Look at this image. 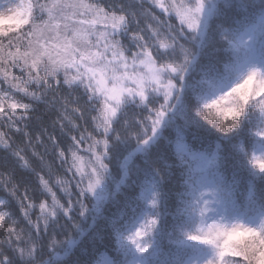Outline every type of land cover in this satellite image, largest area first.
Listing matches in <instances>:
<instances>
[{
    "label": "snow or ice",
    "instance_id": "snow-or-ice-1",
    "mask_svg": "<svg viewBox=\"0 0 264 264\" xmlns=\"http://www.w3.org/2000/svg\"><path fill=\"white\" fill-rule=\"evenodd\" d=\"M0 264H264V0H0Z\"/></svg>",
    "mask_w": 264,
    "mask_h": 264
},
{
    "label": "trees",
    "instance_id": "trees-1",
    "mask_svg": "<svg viewBox=\"0 0 264 264\" xmlns=\"http://www.w3.org/2000/svg\"><path fill=\"white\" fill-rule=\"evenodd\" d=\"M173 23H176L178 24V21H173ZM82 155H85V153H81ZM63 179H65V181L67 182L69 179H70V176L69 177H63ZM59 194V193H58ZM63 202V201H62Z\"/></svg>",
    "mask_w": 264,
    "mask_h": 264
},
{
    "label": "rangeland",
    "instance_id": "rangeland-1",
    "mask_svg": "<svg viewBox=\"0 0 264 264\" xmlns=\"http://www.w3.org/2000/svg\"><path fill=\"white\" fill-rule=\"evenodd\" d=\"M87 162V155H86V153H85V163Z\"/></svg>",
    "mask_w": 264,
    "mask_h": 264
}]
</instances>
